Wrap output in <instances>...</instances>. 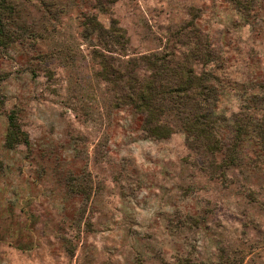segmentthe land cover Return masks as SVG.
I'll return each mask as SVG.
<instances>
[{
	"label": "rangeland",
	"instance_id": "rangeland-1",
	"mask_svg": "<svg viewBox=\"0 0 264 264\" xmlns=\"http://www.w3.org/2000/svg\"><path fill=\"white\" fill-rule=\"evenodd\" d=\"M7 1L0 264H264V153L245 143L249 158L210 176L182 132L145 137L142 116L113 106L93 76L88 44L99 38L81 36L82 17L94 16L124 31L128 54L187 50L200 38L213 58L195 69L217 77V112L257 116L264 0ZM252 95L263 101L253 107ZM11 110L29 143L7 149Z\"/></svg>",
	"mask_w": 264,
	"mask_h": 264
},
{
	"label": "trees",
	"instance_id": "trees-1",
	"mask_svg": "<svg viewBox=\"0 0 264 264\" xmlns=\"http://www.w3.org/2000/svg\"><path fill=\"white\" fill-rule=\"evenodd\" d=\"M235 1L244 5V0ZM14 10L7 0H0L2 48L12 38L3 20L12 18ZM82 19L81 36L86 38L93 33L99 38L97 43L88 44L90 61L97 66L93 76L106 86L113 106H127L142 116L140 127L145 137L163 139L176 131L182 132L187 147L210 176L217 171L222 176L227 169L241 165L248 157L245 143L251 146V156L264 153V111L257 116L238 111L229 117L217 112V77L195 69L197 64L206 65L213 58V51L200 38H195L187 50L128 54V39L121 28H105L94 16ZM65 48L57 47L59 52ZM249 100L253 107L255 102L263 101L256 95ZM7 120L4 146L12 149L20 143L28 145V136L17 123L14 110L8 113ZM180 264L204 263L182 260Z\"/></svg>",
	"mask_w": 264,
	"mask_h": 264
}]
</instances>
